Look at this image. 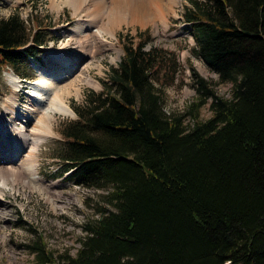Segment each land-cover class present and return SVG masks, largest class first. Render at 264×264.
Masks as SVG:
<instances>
[{"label":"trees","instance_id":"16d2710c","mask_svg":"<svg viewBox=\"0 0 264 264\" xmlns=\"http://www.w3.org/2000/svg\"><path fill=\"white\" fill-rule=\"evenodd\" d=\"M189 3L194 54L229 97L195 75L196 99L165 113L153 82L165 64L173 79L175 60L145 50V32L124 44L103 90L61 126L54 157L74 185L107 190L112 210L83 224L72 256L35 242L32 264H264V0ZM41 30L0 19V65L21 75L44 46Z\"/></svg>","mask_w":264,"mask_h":264},{"label":"rangeland","instance_id":"374dc122","mask_svg":"<svg viewBox=\"0 0 264 264\" xmlns=\"http://www.w3.org/2000/svg\"><path fill=\"white\" fill-rule=\"evenodd\" d=\"M63 1L0 0V19L18 15L27 28L42 29L40 32L44 43L42 49H38L36 52L35 58H27L22 61L21 75H18L9 64L0 65L1 126H7L8 118L12 115L9 112L3 113L6 98L14 97L21 109L30 108L26 95L28 87L26 83H21L19 88L16 87L17 81L35 80L36 69L48 66V52L51 50H58L63 45H67L65 50L71 53L75 52L72 48L76 47L77 38L74 37L72 31L79 15H75L70 7L56 8L54 6ZM95 1L87 0L85 7L90 10L95 5L93 4ZM172 1V12L168 14L164 23L157 19L155 25L149 23L145 27H140L126 21L120 27L111 29L114 31L115 38L101 31L99 37L110 42L113 48L119 51V54L108 46L104 48L103 43L99 42L97 45L100 48L93 57L78 61L74 63L75 68L71 67L73 70H67L66 74L64 72L57 75L61 77L65 74L62 77L67 81L60 82L63 79H57V82L60 84V88L63 85L61 98L63 97V101L72 111V116L56 114L50 119L51 133L45 135V139L38 146L36 169L43 183L52 185L56 189L57 195L60 196L52 199L56 206L53 210L51 204L46 200L47 194L44 192L30 191L21 186H16L13 191L10 188L2 189L4 201L0 202V214L3 215L0 216V264H32L34 254L29 247L35 242L45 244L46 248L55 254L67 252L72 256L79 248V240L84 235L83 224L89 218H97L96 210L100 207L112 210L104 200L107 190L74 185L66 179L67 173L60 174L59 163L54 157L55 152L63 143L61 126L76 119L73 109L75 106L85 103L88 93L96 94L103 90V82L107 81L109 71L111 68H116L123 57L122 46L124 44L136 45L140 41L139 39H142L137 34L145 32L149 37L145 50L163 49L166 58L176 62L173 79H165L164 74L167 71L165 64L160 67L158 79L153 82L154 87L163 93L165 113H182L187 105L196 99L197 78L195 75L208 81L218 95L229 97V84L218 83L217 74L194 54L196 45L192 38L191 27L183 19L186 8L191 6L189 0ZM163 2L168 3L167 0H163ZM147 4L148 0L139 2V6L142 7ZM81 19L87 27L91 28L88 30L91 32L95 29L100 30L107 24L105 17L98 22L94 21L95 23L86 16ZM70 57H75V55L70 54ZM34 59L37 61L34 62ZM11 78L17 83L11 82ZM88 78L92 79V84L87 83ZM69 81L72 83L70 87H67L65 84ZM76 90L78 93L75 92ZM209 114L207 106L203 107L200 116L205 119ZM18 126L17 128H19ZM33 127H35L32 133L34 137L42 135L36 121L29 124L27 129ZM49 196H52L51 192Z\"/></svg>","mask_w":264,"mask_h":264},{"label":"bare ground","instance_id":"6f19581e","mask_svg":"<svg viewBox=\"0 0 264 264\" xmlns=\"http://www.w3.org/2000/svg\"><path fill=\"white\" fill-rule=\"evenodd\" d=\"M86 1L64 0L54 5L56 8L61 6L70 7L75 15H79L76 26L72 31L74 37L77 38L76 47L72 48L75 52L71 53L65 50L67 45H63L58 50H51L50 48L48 66L36 69L37 77L35 80L33 79L34 81L25 80L28 87L26 95L29 99L30 108L21 109L14 97L6 98V105H3V113L9 112L12 115L9 117L10 119L8 118L7 126L0 125V141H3L6 146L4 150H7V153L0 156V202L4 201L2 189L10 188L13 191L16 186H21L23 189L26 188L30 191L36 190L46 193V200L51 204L53 210L56 208L52 199L59 198L60 195H57L58 193L52 185L43 183L38 176L36 165L38 146L45 139L44 136L51 133L50 119L56 114L72 116V111L63 101V97L61 98L63 85L60 88L57 79H63L60 82L67 81L63 78V75L67 73L66 71L73 70L72 68H75L74 63L93 57L94 53L100 48L97 45L99 42L103 43L104 48L108 46L119 54V51L115 50L110 42L99 37L101 31L115 38L114 31L111 29L120 27L126 21L131 25L140 27H145L149 23L155 25L157 19L162 20L164 23L168 14L172 12L173 3L172 0H167V4L163 0H148V4L142 7L139 6L140 0H92L95 1L93 3L95 5L88 10L85 7ZM84 16L91 21L93 20V22H98L105 17L107 26L104 25L105 27L100 30L88 31L91 28L87 27L82 21L81 18ZM70 54L75 55V57H70ZM64 72L63 77L57 76ZM11 82L14 84L18 82L16 87H21L20 81L14 82L11 78ZM71 83L69 81L65 85L70 87ZM87 83L92 84V79L88 78ZM75 92L78 93L77 90ZM34 121L37 122L42 134L38 137H34L32 134L35 127L27 129V126ZM50 192L52 196H49ZM0 216L3 215L0 214Z\"/></svg>","mask_w":264,"mask_h":264}]
</instances>
